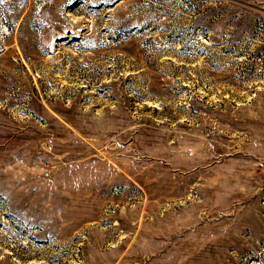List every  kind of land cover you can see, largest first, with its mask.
<instances>
[{"label":"rangeland","instance_id":"rangeland-1","mask_svg":"<svg viewBox=\"0 0 264 264\" xmlns=\"http://www.w3.org/2000/svg\"><path fill=\"white\" fill-rule=\"evenodd\" d=\"M0 264H264V0H0Z\"/></svg>","mask_w":264,"mask_h":264}]
</instances>
